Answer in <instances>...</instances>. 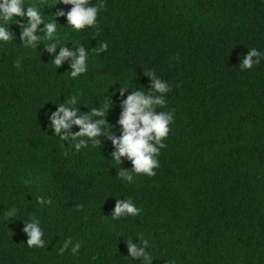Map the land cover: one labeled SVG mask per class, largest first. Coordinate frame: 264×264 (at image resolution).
Returning <instances> with one entry per match:
<instances>
[{
    "label": "trees",
    "instance_id": "16d2710c",
    "mask_svg": "<svg viewBox=\"0 0 264 264\" xmlns=\"http://www.w3.org/2000/svg\"><path fill=\"white\" fill-rule=\"evenodd\" d=\"M25 2L53 7L45 15L71 8ZM58 23L68 27L64 17ZM98 23L96 39L92 29H59L67 47L90 52L89 71L75 80L67 63L56 69L52 56L21 47L15 25V44L0 48V264H132L126 240L136 237L149 241L152 264H264V61L239 68L248 49L264 51V0H107ZM105 41L109 50L96 53ZM143 69L172 86L175 123L157 175L129 183L118 172L132 164L111 161L110 142L67 149L47 114L74 93L81 112L109 96L106 119L119 136V91L149 90ZM39 196L51 203L37 204ZM120 198L140 215L113 220ZM13 206L20 215L8 222ZM33 217L44 249L26 245ZM68 238L82 247L60 255Z\"/></svg>",
    "mask_w": 264,
    "mask_h": 264
},
{
    "label": "clouds",
    "instance_id": "9594fccd",
    "mask_svg": "<svg viewBox=\"0 0 264 264\" xmlns=\"http://www.w3.org/2000/svg\"><path fill=\"white\" fill-rule=\"evenodd\" d=\"M56 6L59 4L70 5L71 8L65 12L58 9L55 15H45L43 4L26 3L25 0H0V48L8 44H15L16 32L11 31V26L15 25L20 29V46L25 49H32L41 55L47 53L52 56L51 63L56 69L67 63L71 79L75 80L89 71L90 52L86 50L84 44L67 47L69 42L65 37L67 33H62V27L58 23V18L64 17L68 22V27L72 32L79 34L82 31L92 29L95 32L93 39L100 35L98 16L106 8L107 0H52ZM54 6V7H55ZM43 8V11H41ZM46 17H51L46 20ZM43 25L41 28L40 26ZM43 45V50L38 51V47ZM57 50H59L57 52ZM109 50L107 41L98 43L96 53H105ZM264 61V51L257 48L248 49L247 54L242 58L239 65L241 71L251 70L254 66ZM19 66V61H17ZM143 74L150 81L149 90L138 87L133 90L125 86L120 90V115L118 126L120 135L112 133V125L106 119L108 112L112 108V98L105 96L99 107H90V111L81 112V100L79 94H71L63 103H59L56 111L48 115L49 127L53 136L60 141L68 142L67 149H74L79 153L81 149L103 146L101 137L110 142L113 151L111 161L121 165L122 158L131 162V170L119 168L118 177L131 183L133 176L146 175L155 177L160 168L159 156L162 149L167 145L164 141L169 137L171 125L175 123V110L169 109L167 95L172 91L170 83L158 77L157 73L151 69H143ZM131 89L130 94L125 97V93ZM167 109V110H161ZM78 131H73V128ZM64 147V143H63ZM65 148V147H64ZM36 203L39 205L50 204V200H45L43 196L37 197ZM141 209L132 202L131 199H115V207L111 213L113 220L125 217L139 216ZM20 215V208L13 206L3 214L8 222L15 220ZM9 224V223H8ZM22 231L27 236V247L44 249L48 242L44 239V230L41 221L33 217L31 220L25 219ZM138 240V243L133 241ZM128 260L132 264L137 261L140 264H152L153 255L149 252V241L141 237L129 238L126 240ZM82 247L81 242H74L72 238L63 241L59 249V254L63 255L71 249L73 255L78 253ZM171 264V262H170Z\"/></svg>",
    "mask_w": 264,
    "mask_h": 264
}]
</instances>
